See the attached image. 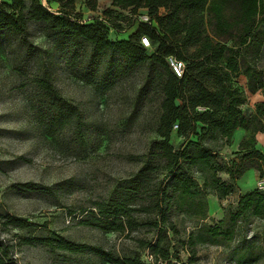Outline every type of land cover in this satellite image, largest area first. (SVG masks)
I'll return each mask as SVG.
<instances>
[{
    "label": "rangeland",
    "instance_id": "374dc122",
    "mask_svg": "<svg viewBox=\"0 0 264 264\" xmlns=\"http://www.w3.org/2000/svg\"><path fill=\"white\" fill-rule=\"evenodd\" d=\"M40 2L52 12L58 7ZM83 2L74 0L69 10L83 24H108L115 18L123 26L121 32L107 30L109 41L137 33L140 26L135 20L146 11L140 8L133 15L132 9H120L111 0H97L90 10ZM132 19L134 24L127 28ZM258 67L264 80V56L259 57ZM153 74L150 61L128 66L115 53L95 55L83 39L67 37L48 22L29 21L21 34L0 31V244L18 264L153 261L143 246L155 238L154 213L131 211L136 226L120 233L102 227L106 221L117 227L122 219L103 218L98 211L100 203L117 201V194L134 195L133 210L149 207L151 195L166 182L161 170L147 172L143 185L134 180L147 155L155 151L151 146L161 91ZM263 100L264 95H250L243 114L249 117L255 103ZM248 135L250 131L237 129L231 143L218 153L221 164L243 170L234 193L224 199L206 196L203 221L170 210L178 230L177 236L169 233L172 263L177 256L178 264H264V218L259 216L238 220L228 239L195 244L194 255L186 250V237L196 231L195 225H219L229 206L245 192H264L257 188L264 181V163L246 158L250 149L241 147ZM181 143L182 138L172 132L173 149ZM255 148L264 156V143L256 142ZM194 177L202 183L197 174ZM217 177L228 181L225 172ZM196 203L197 199L191 202L192 209ZM55 236L77 250L73 253L42 242Z\"/></svg>",
    "mask_w": 264,
    "mask_h": 264
},
{
    "label": "trees",
    "instance_id": "16d2710c",
    "mask_svg": "<svg viewBox=\"0 0 264 264\" xmlns=\"http://www.w3.org/2000/svg\"><path fill=\"white\" fill-rule=\"evenodd\" d=\"M9 1L0 2V31L21 34L29 21L48 22L67 37L83 39L95 55L115 53L128 66L151 62L153 79H157L161 91L156 138L151 146L155 151L147 155L134 180L143 185L147 172L161 170L166 182L151 195L149 207L133 210L130 201L134 195L117 194V201L110 198L100 203L98 211L103 218L122 219L117 227L107 221L102 227L120 233L124 228L136 226L131 211L154 213L155 238L143 246L153 258L149 264H178L177 256L176 262H171L174 247L169 233L177 236L178 230L170 212L185 213L203 221L207 215L206 196L224 199L234 193V183L243 170L239 165L221 164L218 153L231 143L237 129L250 131L241 142L242 149H250L246 158L256 157L257 162L264 163V156L255 148V134L264 132V103H257L254 112L246 117L242 106L247 98L237 81L240 76L246 77L251 93L264 89L263 71L258 67L259 57L264 56V0H111L120 9H132L133 15L143 8L150 19V24L136 19L140 26L137 33L119 41H109L106 36L107 30L116 33L124 29L115 18H110L108 24L101 21L83 24L69 12L74 0H47L58 6L54 12L40 0ZM83 4L94 10L97 0H84ZM132 21L127 28L134 24ZM141 36L148 38L149 48L141 45ZM153 44L155 50L147 56L145 51L152 49ZM168 57L185 64L181 77L172 73ZM174 131L182 138L178 149L170 145ZM259 163L257 169L261 170ZM218 172H225L228 181H221ZM195 199L197 203L192 209L191 202ZM258 216L264 218V192H245L233 207L229 206L225 220L220 223L225 225L224 229L220 224L195 225L196 231L186 237L188 255H194L195 244L215 243L218 237L230 238L238 220ZM42 242L47 246L54 243L57 248L73 253L77 250L59 236L44 238ZM7 253L0 244V264H18ZM124 262L143 264L131 258Z\"/></svg>",
    "mask_w": 264,
    "mask_h": 264
},
{
    "label": "built area",
    "instance_id": "2783aa9c",
    "mask_svg": "<svg viewBox=\"0 0 264 264\" xmlns=\"http://www.w3.org/2000/svg\"><path fill=\"white\" fill-rule=\"evenodd\" d=\"M137 22L139 23H147V24H150V19L149 17L147 16V14H145L143 12V14L139 15L137 17ZM140 42H141V45L145 48H149L150 47V43H149V40L147 37L145 36H141L140 38ZM167 62H168V65L172 71V73L175 74V76L177 77H181V75H183V69H184V65L182 62L180 61H177L175 60L173 57H168L167 58ZM257 188L260 189V190H264V181H260L257 183Z\"/></svg>",
    "mask_w": 264,
    "mask_h": 264
},
{
    "label": "crops",
    "instance_id": "0c3cea01",
    "mask_svg": "<svg viewBox=\"0 0 264 264\" xmlns=\"http://www.w3.org/2000/svg\"><path fill=\"white\" fill-rule=\"evenodd\" d=\"M240 84H241V86H242V88H243V90H244V92H245V95H246V98H247V102H248V100H249V96L251 95V96H253V95H257V96H259V95H264L263 94V92L261 91V90H258V91H256V92H254V93H251L249 90H248V87H247V79H246V77H244V76H241V79H240ZM260 102H263L264 103V100L263 101H260ZM260 102H258V103H260ZM246 104V103H245ZM257 103H255V105H256ZM254 105V106H255ZM253 106V108H252V110H253V112H254V110H255V107ZM252 107V106H251ZM245 131V130H244ZM245 133H246V131H245ZM244 136V135H243ZM255 139H256V142L258 143V142H262V144L264 143V135H261V137H260V133H257L256 135H255ZM260 148V147H259ZM261 149V148H260Z\"/></svg>",
    "mask_w": 264,
    "mask_h": 264
}]
</instances>
